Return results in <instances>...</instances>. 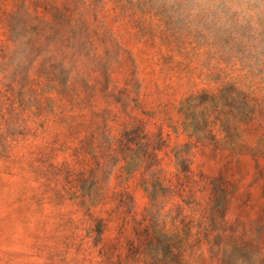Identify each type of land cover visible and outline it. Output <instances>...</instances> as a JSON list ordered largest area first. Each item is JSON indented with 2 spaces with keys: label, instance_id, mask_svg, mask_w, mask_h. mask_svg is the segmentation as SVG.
<instances>
[{
  "label": "rangeland",
  "instance_id": "374dc122",
  "mask_svg": "<svg viewBox=\"0 0 264 264\" xmlns=\"http://www.w3.org/2000/svg\"><path fill=\"white\" fill-rule=\"evenodd\" d=\"M0 264H264V0H0Z\"/></svg>",
  "mask_w": 264,
  "mask_h": 264
}]
</instances>
